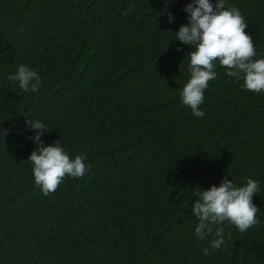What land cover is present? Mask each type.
I'll return each instance as SVG.
<instances>
[{
  "label": "trees",
  "instance_id": "16d2710c",
  "mask_svg": "<svg viewBox=\"0 0 264 264\" xmlns=\"http://www.w3.org/2000/svg\"><path fill=\"white\" fill-rule=\"evenodd\" d=\"M188 3L0 0V264H264V95L217 67L205 116L181 104L193 49L174 35ZM232 5L264 58V0ZM19 64L39 73L38 92L8 79ZM33 118L46 145L90 166L47 196L28 162ZM225 177L259 182V223H225L226 245L205 256L194 193Z\"/></svg>",
  "mask_w": 264,
  "mask_h": 264
},
{
  "label": "clouds",
  "instance_id": "9594fccd",
  "mask_svg": "<svg viewBox=\"0 0 264 264\" xmlns=\"http://www.w3.org/2000/svg\"><path fill=\"white\" fill-rule=\"evenodd\" d=\"M129 8L124 15L131 12ZM188 22L179 27L175 41L193 49L188 54L189 79L180 90V102L191 109L193 116L203 118L201 105L205 102V91L210 81L217 78V67L240 83L242 90L264 95V58L257 56L252 37L246 33L248 24L240 10L234 5L226 7V0H191L184 7ZM173 14L168 22L174 23ZM177 51H182L177 48ZM8 79L16 83L25 93L40 90L42 79L39 73L25 64H19ZM29 139L37 147L30 154L32 176L37 188L47 196L54 193L67 178H83L90 170L85 161L86 154L70 157L60 141L46 145L42 137L49 132L46 123L39 119H27ZM4 135L7 133L3 130ZM259 182L249 178L246 184L237 186L227 177L219 186L197 189L191 206L198 224L194 234L200 241H208L210 247L202 248L205 256L225 246L224 225H234L241 233L259 223L253 196L258 195Z\"/></svg>",
  "mask_w": 264,
  "mask_h": 264
}]
</instances>
